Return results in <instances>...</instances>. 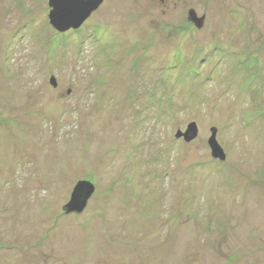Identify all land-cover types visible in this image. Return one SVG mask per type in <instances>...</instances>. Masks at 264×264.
<instances>
[{
    "label": "rangeland",
    "instance_id": "obj_1",
    "mask_svg": "<svg viewBox=\"0 0 264 264\" xmlns=\"http://www.w3.org/2000/svg\"><path fill=\"white\" fill-rule=\"evenodd\" d=\"M52 10L0 0V264H264V0Z\"/></svg>",
    "mask_w": 264,
    "mask_h": 264
},
{
    "label": "water",
    "instance_id": "obj_2",
    "mask_svg": "<svg viewBox=\"0 0 264 264\" xmlns=\"http://www.w3.org/2000/svg\"><path fill=\"white\" fill-rule=\"evenodd\" d=\"M102 3L103 0H50V7L53 8L50 14L51 25L59 32H67L70 29L78 30ZM202 21L200 20L201 23ZM51 84L54 87L58 86L54 77L51 79ZM211 133L212 137L209 141L211 155L214 159L225 162L227 155L217 140L218 129L213 128ZM198 135V125L193 122L188 126L185 133L179 131L177 138L184 137L186 142L191 143L197 139ZM94 193L93 184L80 182L76 186L70 205L65 208L66 213H82Z\"/></svg>",
    "mask_w": 264,
    "mask_h": 264
},
{
    "label": "flooded vegetation",
    "instance_id": "obj_3",
    "mask_svg": "<svg viewBox=\"0 0 264 264\" xmlns=\"http://www.w3.org/2000/svg\"><path fill=\"white\" fill-rule=\"evenodd\" d=\"M104 2H105V0H103L102 5H104ZM96 12H97V11H96ZM96 12H95V13H96ZM95 13H94V14H95ZM94 14H92L91 17H92ZM91 17H90V18H91ZM90 18H89V19H90ZM263 51H264V46H263ZM258 61H259L260 63H261V62L264 63V53H263V55L261 54V58L259 57Z\"/></svg>",
    "mask_w": 264,
    "mask_h": 264
},
{
    "label": "bare ground",
    "instance_id": "obj_4",
    "mask_svg": "<svg viewBox=\"0 0 264 264\" xmlns=\"http://www.w3.org/2000/svg\"><path fill=\"white\" fill-rule=\"evenodd\" d=\"M112 40V39H111Z\"/></svg>",
    "mask_w": 264,
    "mask_h": 264
}]
</instances>
